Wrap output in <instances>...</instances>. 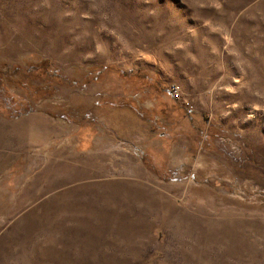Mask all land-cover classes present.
I'll return each instance as SVG.
<instances>
[{"label":"rangeland","instance_id":"374dc122","mask_svg":"<svg viewBox=\"0 0 264 264\" xmlns=\"http://www.w3.org/2000/svg\"><path fill=\"white\" fill-rule=\"evenodd\" d=\"M0 264H264V0H0Z\"/></svg>","mask_w":264,"mask_h":264},{"label":"built area","instance_id":"2783aa9c","mask_svg":"<svg viewBox=\"0 0 264 264\" xmlns=\"http://www.w3.org/2000/svg\"><path fill=\"white\" fill-rule=\"evenodd\" d=\"M172 90H173V93L176 94L175 96L178 98V96H179V92H180L179 87H175V86H174V87L172 88Z\"/></svg>","mask_w":264,"mask_h":264}]
</instances>
